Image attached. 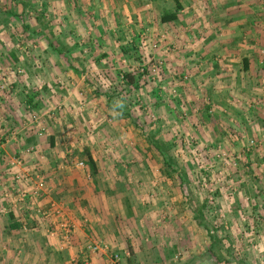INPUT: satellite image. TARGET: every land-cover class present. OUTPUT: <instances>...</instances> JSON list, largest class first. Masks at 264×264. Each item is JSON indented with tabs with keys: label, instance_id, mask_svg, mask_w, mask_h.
Segmentation results:
<instances>
[{
	"label": "rangeland",
	"instance_id": "obj_1",
	"mask_svg": "<svg viewBox=\"0 0 264 264\" xmlns=\"http://www.w3.org/2000/svg\"><path fill=\"white\" fill-rule=\"evenodd\" d=\"M170 1L0 0L1 250L26 256L21 240L41 224L56 236L65 210L88 241L77 261H66L70 244L53 250L63 264H264V76L252 93L222 83L213 62L199 66L187 44L196 39L161 22ZM149 138L172 159L171 175ZM84 147L107 164L97 178ZM62 162L86 192L70 210L47 175ZM49 197L44 214L37 202Z\"/></svg>",
	"mask_w": 264,
	"mask_h": 264
},
{
	"label": "crops",
	"instance_id": "obj_2",
	"mask_svg": "<svg viewBox=\"0 0 264 264\" xmlns=\"http://www.w3.org/2000/svg\"><path fill=\"white\" fill-rule=\"evenodd\" d=\"M183 1L184 0H179L181 8L177 10L176 4V9H172V12H176L177 10V19L163 22L161 17L162 24L165 26H171L172 23H175L179 25V27L187 29L188 35L196 39L195 41H192V43L187 42V44H190L191 48L189 49L198 52L200 57L199 66H203V68L207 70L209 69V64L213 62L216 65V70H226L223 75L227 76H225L224 79H221L222 83L223 80L224 82L228 80L230 83H236L238 86L243 84V88L246 91L258 93L253 91L259 90L257 82L259 81V78L261 79L262 76H264L260 74L261 72H264V60H262L259 52L260 48L264 47V0ZM151 2L156 7L162 6L163 3H165V5L171 3L170 0H151ZM170 7L173 6L171 5ZM165 13L170 12L164 8L162 15ZM241 40H243V44L241 43ZM52 147V150L56 149L55 145H52ZM85 148L89 149L97 164L98 173L93 175L90 172L94 178H97L99 174L102 175L105 172L104 169L107 164L101 159L99 160L94 149L89 147H84L81 155L86 156ZM30 159H32L31 156ZM31 161H27L26 165ZM20 162L22 163V161ZM47 175L48 178L53 181V188L63 191V196L66 198L64 205H68L67 209H71L72 205L69 201L73 200L75 196H85L86 192L84 189H80L79 193L76 192L77 185L80 183V176L78 171L75 170V165H68L62 162L57 165L55 169L49 170ZM81 184L84 183L81 181ZM50 199L52 198L41 199L37 202V206H44L45 210L48 208L46 203H48ZM28 204L31 205L30 202H28ZM27 211L29 212L30 210L28 209ZM64 211L59 214V221L53 227L55 230L57 229L56 236L49 235L47 230L43 228L44 225L41 224L42 227L33 228L37 232L36 235L21 240L22 245L20 244V246L27 248L28 254L26 256L24 253L20 254V256H16V254H11L10 251L5 252L3 249H0V264H11L10 261H15L16 263L21 261L20 264H51L52 261H56L59 264H63L65 259L63 262L61 257L59 258L56 256L54 251L59 248L65 249L64 247L69 246V244L70 250L73 254L71 253L70 258L66 261L69 263L77 261V259L80 260L79 257H83L84 255L78 254V252L80 248L85 247V244L88 241L86 238L87 234L83 228L82 219H79L75 215V212H70V215L73 216L71 217ZM86 213H88V211H86ZM44 214L49 213L45 210ZM24 220L25 219H23V221ZM23 223L25 224V221ZM25 226L24 228H26ZM67 228H71L70 237L66 235V239L64 238L65 240L61 237H57L59 236V232L63 230H66L67 232ZM65 241H67V243ZM24 251L25 249L21 248L19 253ZM12 258H14V260ZM100 260L103 261L97 256L93 261L94 263L95 261L96 263H99L101 262ZM104 261L110 263L109 259L105 258ZM104 261L102 262L103 264H105Z\"/></svg>",
	"mask_w": 264,
	"mask_h": 264
},
{
	"label": "trees",
	"instance_id": "obj_3",
	"mask_svg": "<svg viewBox=\"0 0 264 264\" xmlns=\"http://www.w3.org/2000/svg\"><path fill=\"white\" fill-rule=\"evenodd\" d=\"M181 8V4L180 2L177 0V10ZM177 10L176 12H170V13H165L162 16V21L163 22H169V21H173L177 19ZM39 19L41 20V18L39 17ZM42 21V20H41ZM43 22V21H42ZM52 46H54V44L51 43ZM134 47L138 50V46L136 44H134ZM61 51V50H60ZM128 80V84L134 85L136 87H138V79L136 74H132V73H128L127 75ZM141 76V74L139 75ZM35 98V95L30 96L29 101L32 102V100ZM118 117L119 118H132V114L130 111L125 110V109H121L118 108ZM133 119V118H132ZM134 121V119H133ZM149 143H151V145H153L155 148L151 149V152L155 155V156H159L161 155L162 157V163H161V168L168 174L171 175V171H175V166L174 163L172 161V159L168 156L167 151L165 150V148L161 145H158L156 141H154L153 138H149ZM53 145V144H52ZM85 155L87 156V162L88 165L90 167V170L92 172V174H97L98 173V168H97V164L93 158V156L91 155L90 151L88 148H85ZM197 219H200L199 222L200 224H204V220L202 219V217L200 218L199 216H197ZM214 242V240H213ZM79 264H84L79 263Z\"/></svg>",
	"mask_w": 264,
	"mask_h": 264
},
{
	"label": "built area",
	"instance_id": "obj_4",
	"mask_svg": "<svg viewBox=\"0 0 264 264\" xmlns=\"http://www.w3.org/2000/svg\"><path fill=\"white\" fill-rule=\"evenodd\" d=\"M155 70L157 69V66L154 68ZM79 165H84L83 162H80ZM39 177V176H38ZM18 179H20L19 175H18ZM40 180H38L36 182V185L34 186V188L37 190H35V193H38V191H42L45 187H46V182L44 180V178H39ZM23 200H24V196H22ZM34 204V202H32ZM89 249L92 251V252H97L99 250V245H94V244H89ZM114 257L116 259V261H119L120 260V255L119 254H114Z\"/></svg>",
	"mask_w": 264,
	"mask_h": 264
}]
</instances>
